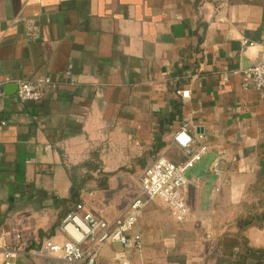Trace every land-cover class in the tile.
<instances>
[{"label":"crops","instance_id":"1","mask_svg":"<svg viewBox=\"0 0 264 264\" xmlns=\"http://www.w3.org/2000/svg\"><path fill=\"white\" fill-rule=\"evenodd\" d=\"M263 40L264 0H0V249L62 242L77 204L119 218L156 158L184 160L173 136L187 123L207 148L189 171L190 218L178 224L149 202L129 263L264 264V93L242 91L238 74L221 78L255 65L258 47L243 43ZM36 77L61 86L17 102L16 82ZM120 252L105 246L96 264H117Z\"/></svg>","mask_w":264,"mask_h":264},{"label":"built area","instance_id":"2","mask_svg":"<svg viewBox=\"0 0 264 264\" xmlns=\"http://www.w3.org/2000/svg\"><path fill=\"white\" fill-rule=\"evenodd\" d=\"M26 41L32 44L38 40L37 27L31 24L27 28ZM243 46H257L258 61L250 68L223 72L221 78L227 81L231 75L240 76V88L246 92L253 90L264 93V40L258 43H243ZM65 84L76 86V80L65 74ZM64 84V85H65ZM61 86L49 77H36L31 80L16 82L15 99L19 103L38 104L47 92ZM182 99L188 98L187 91H177ZM0 85V100L3 97ZM6 122L0 116V129ZM173 141L183 154L184 160L172 163L163 157L156 158L143 172L139 179V194L131 201L122 215L112 222L95 217L86 211L83 204H77L63 218L59 231L64 235L60 243L44 240L37 248L21 251L17 246L0 249L2 264H13L21 256H30L39 260H54L60 264H96L101 249L117 244L121 252L117 264H130L126 252L141 248V237L133 233L134 227L142 217L143 209L152 201L160 202L167 209L170 218L178 224H184L190 218V209L185 200V190L189 186L186 173L201 162L207 155V148L198 144L190 134V127L183 123L173 136ZM217 175H220L215 170ZM18 240L19 237L17 236Z\"/></svg>","mask_w":264,"mask_h":264},{"label":"trees","instance_id":"3","mask_svg":"<svg viewBox=\"0 0 264 264\" xmlns=\"http://www.w3.org/2000/svg\"><path fill=\"white\" fill-rule=\"evenodd\" d=\"M88 165H89V164H86V165H84V166H82V167H87ZM95 168H96V166H95ZM102 177H103V180L105 181L106 178H107V175H104V176H102ZM70 179H71V183H72L73 185H76V181H75L74 177L71 176ZM103 188H105L104 185L101 186V189H103ZM77 189H79V191H80V187H78ZM247 226H248V224H245V225H243L242 227L244 228V227H247ZM37 247H38V246H36V247H34V248H37ZM246 252H247V255H248L249 257H254V254H258V253L261 254V252L256 251V250H251V249H248Z\"/></svg>","mask_w":264,"mask_h":264},{"label":"rangeland","instance_id":"4","mask_svg":"<svg viewBox=\"0 0 264 264\" xmlns=\"http://www.w3.org/2000/svg\"><path fill=\"white\" fill-rule=\"evenodd\" d=\"M189 176H190V172H187V173H186V178L188 179Z\"/></svg>","mask_w":264,"mask_h":264},{"label":"water","instance_id":"5","mask_svg":"<svg viewBox=\"0 0 264 264\" xmlns=\"http://www.w3.org/2000/svg\"><path fill=\"white\" fill-rule=\"evenodd\" d=\"M16 87V86H15ZM15 89H17V88H15ZM8 90V88H4V91L6 92Z\"/></svg>","mask_w":264,"mask_h":264}]
</instances>
